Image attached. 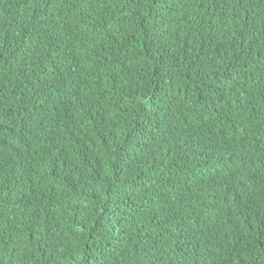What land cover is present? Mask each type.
Masks as SVG:
<instances>
[{"label": "trees", "instance_id": "1", "mask_svg": "<svg viewBox=\"0 0 264 264\" xmlns=\"http://www.w3.org/2000/svg\"><path fill=\"white\" fill-rule=\"evenodd\" d=\"M0 264H264V0H0Z\"/></svg>", "mask_w": 264, "mask_h": 264}]
</instances>
